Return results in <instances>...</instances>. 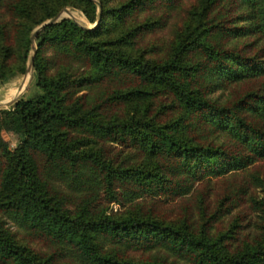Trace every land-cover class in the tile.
I'll use <instances>...</instances> for the list:
<instances>
[{"label":"trees","instance_id":"trees-1","mask_svg":"<svg viewBox=\"0 0 264 264\" xmlns=\"http://www.w3.org/2000/svg\"><path fill=\"white\" fill-rule=\"evenodd\" d=\"M100 1L97 25L45 24L31 54L39 25L62 7L94 23L97 2L0 0L13 17L0 21V85L33 63L30 90L0 108V264H264V198L253 194L256 230L232 242L205 213L195 225L108 211L264 161V0H197L162 55L139 44L156 20L136 15L176 0Z\"/></svg>","mask_w":264,"mask_h":264},{"label":"rangeland","instance_id":"rangeland-1","mask_svg":"<svg viewBox=\"0 0 264 264\" xmlns=\"http://www.w3.org/2000/svg\"><path fill=\"white\" fill-rule=\"evenodd\" d=\"M13 1L16 2V0ZM94 1H96L98 5V13L94 23H90L80 9L73 7H62L59 11L61 13L57 20L61 17H71L83 27H93L97 25L101 16L102 4L100 0ZM113 1L114 0H110L108 3L111 4ZM196 1L197 0H176L174 6L169 9L162 3H155L139 12L136 15V20H143L145 18L155 19V26L157 25L153 30L146 33L141 38L139 44L141 46L153 48V53L155 55L165 54L164 52L168 42L174 37L177 29L183 24L188 7ZM65 9L69 12H66ZM11 18L13 17L5 6H0V21H10ZM49 20L45 21L42 25L49 24L47 23ZM42 25H39L37 28ZM13 29L11 33L14 31ZM36 29L30 33V39ZM33 44L36 51L34 38L31 43V54L35 53L32 49ZM50 50L51 49H48V52H50ZM30 61L31 59L26 64V69L23 73L14 75L10 80L0 85V108H7L15 98L23 94L29 88L33 70V64L31 68L28 67ZM29 90L30 88L28 91ZM32 92L33 91H30V94ZM9 101L11 102L7 104ZM1 134L7 141L8 146L14 148L18 142L16 134L6 128H2ZM114 144L116 145V143ZM251 194L258 198H264V161L255 162L236 172H229L220 176L205 177L201 181L196 182L189 193L182 196L171 198L162 195H143L132 202H126L124 205L116 201H111L108 203V211L120 212L129 206H131L132 209L138 207L142 212H150L165 221H175L187 216L195 225H199L202 222V213H205L204 216L208 218L210 220L208 221L211 223V228H209L210 232L218 234L219 232L228 230L230 231V237L228 235V237H225V240L232 242L235 241L238 236L242 237L256 230L254 224L258 219L257 214L260 213V209L252 208V203L249 200V195ZM104 196L105 195L102 194L101 197L103 198L102 201L105 203L106 198H104ZM214 212L217 215L216 218L211 215ZM8 223L11 224L10 221ZM10 226L12 229L16 228L15 225ZM17 232V234L22 236L25 240H29V237L24 236V232L21 229ZM30 242H32L31 244L34 247L47 250V246L40 240ZM161 252L164 253L165 251L163 249L145 251L140 248L125 249L126 255L132 258H143L150 253ZM174 264H189V262L185 258L177 256Z\"/></svg>","mask_w":264,"mask_h":264},{"label":"water","instance_id":"water-1","mask_svg":"<svg viewBox=\"0 0 264 264\" xmlns=\"http://www.w3.org/2000/svg\"><path fill=\"white\" fill-rule=\"evenodd\" d=\"M65 11L66 12H69L67 9H65ZM60 13L61 12H59L58 14H56L54 17H52L47 23H52V22H54V21H56L57 20V18L59 17V15H60ZM43 27V25L42 26H40L39 28H37L35 31H34V33H33V35L31 36V39H32V41H33V38H34V35L41 29ZM32 49H33V51H35V46H34V44L32 45ZM32 60L30 61V64H29V68H31L32 67ZM11 101H9V102H7V104L8 103H10Z\"/></svg>","mask_w":264,"mask_h":264}]
</instances>
